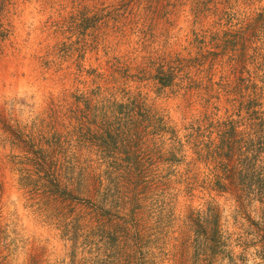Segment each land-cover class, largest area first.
Listing matches in <instances>:
<instances>
[{
  "label": "rangeland",
  "instance_id": "rangeland-1",
  "mask_svg": "<svg viewBox=\"0 0 264 264\" xmlns=\"http://www.w3.org/2000/svg\"><path fill=\"white\" fill-rule=\"evenodd\" d=\"M0 264H264V0H0Z\"/></svg>",
  "mask_w": 264,
  "mask_h": 264
},
{
  "label": "trees",
  "instance_id": "trees-1",
  "mask_svg": "<svg viewBox=\"0 0 264 264\" xmlns=\"http://www.w3.org/2000/svg\"><path fill=\"white\" fill-rule=\"evenodd\" d=\"M3 2H5L6 0H2Z\"/></svg>",
  "mask_w": 264,
  "mask_h": 264
}]
</instances>
